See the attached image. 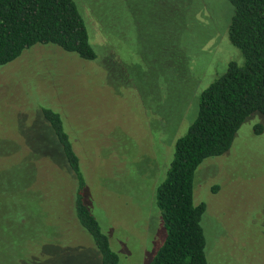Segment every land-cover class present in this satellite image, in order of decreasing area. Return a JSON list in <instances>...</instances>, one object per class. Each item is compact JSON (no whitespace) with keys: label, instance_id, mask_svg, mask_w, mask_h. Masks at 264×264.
Returning <instances> with one entry per match:
<instances>
[{"label":"rangeland","instance_id":"1","mask_svg":"<svg viewBox=\"0 0 264 264\" xmlns=\"http://www.w3.org/2000/svg\"><path fill=\"white\" fill-rule=\"evenodd\" d=\"M74 2L96 60L37 45L0 67V264H103L78 220L74 174L42 108L62 117L80 158L85 203L119 264H151L167 237L157 189L176 143L197 118L201 94L231 62L244 61L229 38L234 7L228 0ZM194 203L207 207L208 264H264L262 114L247 118L226 154L198 167Z\"/></svg>","mask_w":264,"mask_h":264},{"label":"trees","instance_id":"2","mask_svg":"<svg viewBox=\"0 0 264 264\" xmlns=\"http://www.w3.org/2000/svg\"><path fill=\"white\" fill-rule=\"evenodd\" d=\"M228 1L234 7L229 38L244 61L231 62L201 94L197 118L176 143L166 179L157 189V205L167 237L151 264H208L202 226L207 207L194 203L195 173L206 159L231 149L249 116L258 112L264 117V0ZM37 45H55L87 61L98 58L74 0H0V67L18 60ZM110 59L106 57V70ZM106 72L108 77L113 76L111 71ZM111 80L116 81L115 75ZM42 112L66 168L74 174L78 220L93 238L103 264H119L108 236L85 203L86 181L80 158L60 113L50 108H42Z\"/></svg>","mask_w":264,"mask_h":264}]
</instances>
